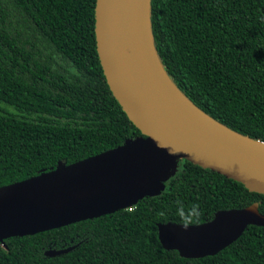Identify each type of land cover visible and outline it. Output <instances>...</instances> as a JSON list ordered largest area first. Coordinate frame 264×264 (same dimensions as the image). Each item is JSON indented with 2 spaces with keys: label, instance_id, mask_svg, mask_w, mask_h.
Returning <instances> with one entry per match:
<instances>
[{
  "label": "trees",
  "instance_id": "16d2710c",
  "mask_svg": "<svg viewBox=\"0 0 264 264\" xmlns=\"http://www.w3.org/2000/svg\"><path fill=\"white\" fill-rule=\"evenodd\" d=\"M96 0H0V187L139 138L96 52ZM159 60L193 105L264 143V0H151ZM157 196L125 209L0 242V264H264V227L248 226L214 256L164 250L157 223L201 224L264 194L172 160ZM77 245L49 258L48 250Z\"/></svg>",
  "mask_w": 264,
  "mask_h": 264
},
{
  "label": "water",
  "instance_id": "95a60500",
  "mask_svg": "<svg viewBox=\"0 0 264 264\" xmlns=\"http://www.w3.org/2000/svg\"><path fill=\"white\" fill-rule=\"evenodd\" d=\"M150 1L96 0L94 10L103 75L144 138L0 187V242L115 213L145 196H157L174 158L264 194V143L215 121L175 86L155 50ZM248 226L264 227L258 203L218 211L201 224H156L161 247L185 259L216 255ZM76 247L48 250L44 256L58 257Z\"/></svg>",
  "mask_w": 264,
  "mask_h": 264
},
{
  "label": "rangeland",
  "instance_id": "374dc122",
  "mask_svg": "<svg viewBox=\"0 0 264 264\" xmlns=\"http://www.w3.org/2000/svg\"><path fill=\"white\" fill-rule=\"evenodd\" d=\"M172 169H173V167L171 166V167H170V171L168 172V174L171 173Z\"/></svg>",
  "mask_w": 264,
  "mask_h": 264
},
{
  "label": "bare ground",
  "instance_id": "6f19581e",
  "mask_svg": "<svg viewBox=\"0 0 264 264\" xmlns=\"http://www.w3.org/2000/svg\"><path fill=\"white\" fill-rule=\"evenodd\" d=\"M181 101H183L181 98H180Z\"/></svg>",
  "mask_w": 264,
  "mask_h": 264
}]
</instances>
